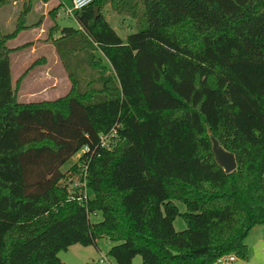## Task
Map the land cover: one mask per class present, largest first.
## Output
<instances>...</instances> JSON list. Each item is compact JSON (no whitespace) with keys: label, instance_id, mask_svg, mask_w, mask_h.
<instances>
[{"label":"trees","instance_id":"16d2710c","mask_svg":"<svg viewBox=\"0 0 264 264\" xmlns=\"http://www.w3.org/2000/svg\"><path fill=\"white\" fill-rule=\"evenodd\" d=\"M106 4L136 30L122 38ZM72 16L48 28L70 82L52 99H16L6 42L23 23L0 29V264H67L58 250L100 236L115 264L246 258L264 224V0H90ZM70 172L90 195L77 198Z\"/></svg>","mask_w":264,"mask_h":264},{"label":"rangeland","instance_id":"374dc122","mask_svg":"<svg viewBox=\"0 0 264 264\" xmlns=\"http://www.w3.org/2000/svg\"><path fill=\"white\" fill-rule=\"evenodd\" d=\"M57 1L61 2L60 8L55 14L54 21L48 16V10ZM27 3L30 6L26 7ZM70 0H9L0 6V29L3 32L12 31L17 23L23 26L14 36L7 40V45L13 48L9 53L10 82L14 86L16 78L20 76L15 93L16 99L20 101H31L40 99H52L65 93L69 87V78L54 52L53 45L48 40V28L55 22V25H76L72 13L66 14V8L70 7ZM23 12L22 22L17 21L18 15ZM102 13L114 30L125 38L126 34L136 30L134 19L130 16L115 12L108 4L102 8ZM53 26L52 33L56 34V26ZM52 26V25H51ZM35 49L30 52L33 44ZM37 45H41L36 47ZM32 53L31 56L28 55ZM78 153L71 155L60 165L61 170H67L72 162L77 161ZM84 167L80 164V170ZM71 171V170H70ZM76 173V172H75ZM71 173L70 180L74 184L79 182L77 175ZM82 187V184H81ZM80 190V189H79ZM85 193L90 195V191L85 188ZM178 213L172 219L175 230H181L185 223L180 215L186 210L182 201L171 198ZM100 214L89 215L90 220H98ZM249 232L248 240L252 245L255 236L258 234V227ZM115 243L114 240L104 236L97 237L94 243L80 244L60 249L57 256L67 264H115L114 260L107 254L108 247ZM140 256L136 254L133 261H138Z\"/></svg>","mask_w":264,"mask_h":264},{"label":"crops","instance_id":"0c3cea01","mask_svg":"<svg viewBox=\"0 0 264 264\" xmlns=\"http://www.w3.org/2000/svg\"><path fill=\"white\" fill-rule=\"evenodd\" d=\"M35 43L33 44L30 52H33L35 49ZM41 45H37L36 47H39ZM28 55L31 56L32 53L28 52ZM261 225V224H260ZM259 225L253 226L248 233L246 234L244 241L246 243L247 247V257L242 259L235 257L232 264H264V227H258V234L255 236L254 241L252 242V245L250 244V241L248 240L249 232L253 230L254 228H257ZM264 226V225H262ZM75 243H72L68 245L66 248H69L70 246H75Z\"/></svg>","mask_w":264,"mask_h":264},{"label":"built area","instance_id":"2783aa9c","mask_svg":"<svg viewBox=\"0 0 264 264\" xmlns=\"http://www.w3.org/2000/svg\"><path fill=\"white\" fill-rule=\"evenodd\" d=\"M88 2H90V0H70V7L66 8L65 13L66 14H70L73 13L74 10L81 8L82 6H84L85 4H87ZM88 150V146L87 145H82L81 147L78 148V150L76 151V153H81L83 151ZM82 172L83 174H85V171L82 167ZM79 181V180H78ZM78 184H82V187L79 191H81V194L78 195L77 198L81 197V198H85L86 197V193H85V186H84V181H79V182H75L74 185ZM235 255L232 252H228V253H223L218 255L212 262V264H232L234 259H235Z\"/></svg>","mask_w":264,"mask_h":264},{"label":"water","instance_id":"95a60500","mask_svg":"<svg viewBox=\"0 0 264 264\" xmlns=\"http://www.w3.org/2000/svg\"><path fill=\"white\" fill-rule=\"evenodd\" d=\"M98 14L97 6L93 7V16ZM211 149L215 160L222 166L223 170L230 171L235 167V158L232 152L224 149L217 141L210 136Z\"/></svg>","mask_w":264,"mask_h":264}]
</instances>
